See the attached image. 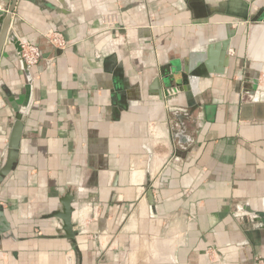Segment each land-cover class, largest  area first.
<instances>
[{
  "label": "crops",
  "instance_id": "1",
  "mask_svg": "<svg viewBox=\"0 0 264 264\" xmlns=\"http://www.w3.org/2000/svg\"><path fill=\"white\" fill-rule=\"evenodd\" d=\"M246 1L244 18L228 0H18L41 55L31 82L12 43L0 56V156L26 112L0 264H264L247 209L264 205V91L244 82L263 64L264 90V0ZM68 191L74 239L53 215Z\"/></svg>",
  "mask_w": 264,
  "mask_h": 264
},
{
  "label": "water",
  "instance_id": "2",
  "mask_svg": "<svg viewBox=\"0 0 264 264\" xmlns=\"http://www.w3.org/2000/svg\"><path fill=\"white\" fill-rule=\"evenodd\" d=\"M18 0H11V4H8V0H0V56L4 49L5 43L9 41L12 43L17 51L19 61L21 63L22 68L24 69L28 80L31 82V75H30V66L27 64L25 58L23 57L22 53V43L25 41V38L18 32V27L16 24V19L13 17V13L16 7ZM228 12L232 15H238L241 17H248L250 14V6L246 0H228ZM230 36L223 40V50L224 52L229 45ZM201 54H197L199 56L196 58V62L199 64L197 74L202 73L204 61L203 58L200 56ZM229 61V57H228ZM226 64V62H225ZM263 69V64H259L256 69L255 73L251 76H247L244 82L246 85L248 84L250 89H246V92L249 94H255L257 91H264L259 90L260 84V75ZM224 68H218L217 73H223ZM159 81V82H158ZM155 87L151 88V94L157 95L160 100L166 101L167 98L171 95L172 90L168 87H162L160 80L156 79L154 82ZM159 84V85H158ZM243 81H241V85ZM264 94V92H263ZM26 112L21 111L17 114V120L14 122V125L11 130V134L8 140V147L6 154H2L0 156V185L4 182V180L10 176V174L15 169L18 159H19V148L20 142L22 138V133L24 129V119H25ZM177 125L172 129H176ZM177 131V129H176ZM182 136L180 132H175L173 134ZM147 197L150 204H153V192L152 189L149 188L147 191ZM76 195L70 191L66 192L64 195L60 197L61 209L56 210L53 215L60 218L62 221V230L64 231V236L68 239L76 238V231L74 230L73 224V214L75 211L74 201ZM248 211L250 212V218L256 221H264V205L261 204L258 208H253L247 206ZM5 232H9L11 237L14 236L13 233L10 232V227L7 222L5 213L2 208H0V234Z\"/></svg>",
  "mask_w": 264,
  "mask_h": 264
},
{
  "label": "built area",
  "instance_id": "3",
  "mask_svg": "<svg viewBox=\"0 0 264 264\" xmlns=\"http://www.w3.org/2000/svg\"><path fill=\"white\" fill-rule=\"evenodd\" d=\"M54 42L59 47H64L66 45V41L61 36H54ZM22 53L25 58L27 64L29 66H33L38 63L40 59V49L36 43L25 38V41L22 43ZM2 251L0 250V259L2 258Z\"/></svg>",
  "mask_w": 264,
  "mask_h": 264
}]
</instances>
